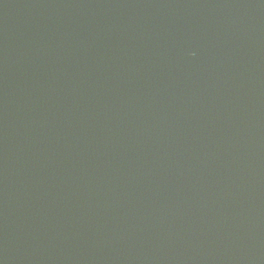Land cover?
Segmentation results:
<instances>
[{"label": "water", "instance_id": "water-1", "mask_svg": "<svg viewBox=\"0 0 264 264\" xmlns=\"http://www.w3.org/2000/svg\"><path fill=\"white\" fill-rule=\"evenodd\" d=\"M0 264H264V0H0Z\"/></svg>", "mask_w": 264, "mask_h": 264}]
</instances>
